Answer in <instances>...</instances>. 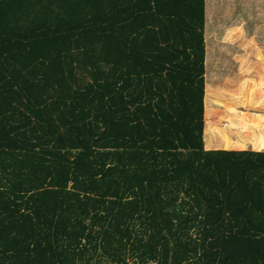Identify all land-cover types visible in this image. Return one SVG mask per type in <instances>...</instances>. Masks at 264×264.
<instances>
[{
  "label": "trees",
  "instance_id": "obj_1",
  "mask_svg": "<svg viewBox=\"0 0 264 264\" xmlns=\"http://www.w3.org/2000/svg\"><path fill=\"white\" fill-rule=\"evenodd\" d=\"M0 264H264V0H0Z\"/></svg>",
  "mask_w": 264,
  "mask_h": 264
},
{
  "label": "rangeland",
  "instance_id": "obj_2",
  "mask_svg": "<svg viewBox=\"0 0 264 264\" xmlns=\"http://www.w3.org/2000/svg\"><path fill=\"white\" fill-rule=\"evenodd\" d=\"M242 27H244V26H241V28ZM256 85H258V83L255 82L253 85L254 91H256L255 87H254ZM253 95L255 96V98H254V100H250V103H252V106H253L252 108H253V110H255L257 108V106L255 107V104L259 105L261 102H260V99L258 97V94H256V95L253 94ZM244 98L246 99V97H244L242 95L241 90H238V89H236V90L235 89H229V92L221 91L219 93V95L217 96V98H215V99L213 98L211 100V103L217 105V108H218V109H212V112H211L213 114L212 120H213L214 124L217 126L222 125V123L225 122L224 120L229 118L228 110L231 108V106L237 107L236 102L242 101ZM248 98H249V96H248ZM219 104H220V106H219ZM230 110L232 111V108ZM246 113H249V116L247 115V117H249L248 119L252 121L253 115L249 112V110ZM219 116H220V118H219ZM207 120H208V114L206 116V126H207ZM205 136H208V138H206V141L208 142L210 139V137H209L210 134H208V129H207V132L205 133Z\"/></svg>",
  "mask_w": 264,
  "mask_h": 264
},
{
  "label": "crops",
  "instance_id": "obj_3",
  "mask_svg": "<svg viewBox=\"0 0 264 264\" xmlns=\"http://www.w3.org/2000/svg\"><path fill=\"white\" fill-rule=\"evenodd\" d=\"M210 143H212V141H211ZM238 147H239V149H242V148H241L242 146H238Z\"/></svg>",
  "mask_w": 264,
  "mask_h": 264
}]
</instances>
